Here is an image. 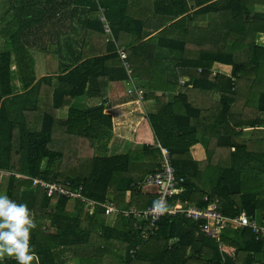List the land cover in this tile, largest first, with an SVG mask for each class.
<instances>
[{
    "label": "trees",
    "instance_id": "trees-1",
    "mask_svg": "<svg viewBox=\"0 0 264 264\" xmlns=\"http://www.w3.org/2000/svg\"><path fill=\"white\" fill-rule=\"evenodd\" d=\"M89 1L96 15L82 23L88 33L68 41L67 36H57V48L35 52L29 36L26 45L18 33L3 39L0 32V173L13 171L7 195L26 204L35 223L30 230L31 264H64L70 257L81 264H102L110 242L121 251L119 264H264V235L257 240L249 228H228L217 240L202 231L201 223L183 215H166L151 229L149 218L131 212L133 207L146 210L158 199L157 192L145 194L135 185L162 167V149L172 155L177 178L183 179L171 191L169 204L206 206L218 199L225 215L246 211L251 219L258 209L264 210V193L248 189L242 178L238 155L249 149L237 130L256 126L261 121L257 112H264V13L243 0L208 5L211 0H197L196 5L203 6L198 15H217L207 26H199L195 17L179 18L188 11L186 0ZM101 7L112 35L100 20ZM45 10L39 8V15L45 16ZM148 30L159 32L150 36ZM37 37L45 44L42 40L50 35ZM162 48L182 52L178 75L186 80L183 86L167 79L168 68L159 56ZM219 65L230 66L231 75L221 73ZM40 74L45 76L38 78ZM129 78L148 81L158 112L147 115L138 127L135 141L143 142L141 150L101 156L97 147L103 129L114 130L105 106L71 108L65 119L57 112L85 93L107 96L111 81ZM160 90L163 94L156 95ZM174 90L180 94L169 103L164 92ZM216 94L220 102L214 101ZM134 99L137 95L111 105ZM217 106L221 115L213 119ZM232 106L236 113L227 118ZM240 110L249 113H237ZM202 140L206 159L200 161L192 149ZM213 155L220 161L212 162ZM257 160L250 165L264 171V154ZM34 178L81 187L85 198L113 201L121 212L107 215L101 206L86 210L87 199L48 196L41 185H34ZM205 195L209 201H204Z\"/></svg>",
    "mask_w": 264,
    "mask_h": 264
},
{
    "label": "crops",
    "instance_id": "crops-1",
    "mask_svg": "<svg viewBox=\"0 0 264 264\" xmlns=\"http://www.w3.org/2000/svg\"><path fill=\"white\" fill-rule=\"evenodd\" d=\"M188 11L185 15L180 16H189L195 17V25L207 26L209 21L215 20L217 15L215 13H208L203 16L202 14H197V11L202 8V5H196L197 0H186ZM208 1L205 4L208 5ZM216 1V0H215ZM245 5L248 7L252 6L255 12L264 13V0H243ZM91 2L89 0H51L49 5L43 4L41 1H32V0H0V32L3 33L5 37H8L11 33L16 32L20 36V40L28 45L29 36V45L32 50L35 52L46 49L45 47L57 48L58 47V37L57 36H67L66 41L70 38L82 39L88 33L87 27L85 24H82L85 20H88L96 15L91 10ZM41 7L48 8L45 16H40L38 9ZM41 18L44 20L41 21ZM171 24V23H170ZM150 36L156 35L159 31H149ZM40 34L50 35L49 40H42L45 44L39 41ZM7 35V36H6ZM264 35V34H263ZM128 37V36H127ZM134 36L131 35L127 40L133 39ZM261 39V37H259ZM69 43V42H68ZM44 45V46H41ZM264 45V42L263 44ZM68 47V45H66ZM159 56L165 60V64L168 68V80L177 83L179 86H183L186 80H183L179 77V65L181 62L182 52L181 51H171L166 48L159 50ZM37 68V67H36ZM218 70L223 74L231 75V67H224L219 65L217 66ZM12 69H16V65H12ZM215 70L217 73L219 72ZM128 74H131V70H127ZM45 75L40 74L38 78H41ZM18 86L21 88V80H17ZM53 84H56V80H53ZM192 86V84H191ZM105 88L107 96H100L98 94H87L77 97L73 100L72 105L62 107L58 110V118L65 119L69 115L71 108L85 110L88 108H93L94 106H105V112L113 116L114 121V130L110 131L108 128L103 129V136L101 137L100 142H98L97 152L101 156H113V155H127L132 154V152H138L144 147L143 142L135 141L136 132L140 124L145 120L147 115L156 114L158 112V104L155 96L150 94V85L148 81L134 80L132 78L111 81L108 86ZM19 88V89H20ZM145 90V97L143 100H140L137 90ZM21 92V89H20ZM163 91L156 92V95H162ZM180 94L179 90L166 91L164 96L167 98L169 103L174 102L176 97ZM131 95H137V99L128 101H120L115 105H111V101H118L124 98H128ZM106 96V97H105ZM221 97L219 94H216L214 97L215 102H220ZM45 106V105H44ZM196 106V104H195ZM236 108L233 106L230 109V112L227 116L236 113ZM212 113L213 119L221 115V107L217 106L213 109ZM237 113H249L244 111H238ZM261 115V121L256 126H242L237 130L240 133L238 139L243 140L247 145L249 151H245L238 155L239 161L243 164L244 171L242 173L243 180L247 183L246 187L251 191L259 193H264V171L257 170L253 168V165H250L249 162H258L257 158L261 157L264 154V112L258 111ZM226 117H222L225 119ZM202 139V138H201ZM200 139V140H201ZM227 144L226 147H229ZM165 150V149H163ZM167 151V150H166ZM168 152V151H167ZM193 155L198 160H205V146L203 140L200 143L196 144L192 149ZM169 153V152H168ZM253 154L254 156L252 157ZM259 154V155H258ZM172 156V155H171ZM212 162H219L220 158L216 156L211 157ZM227 164L230 160L227 154ZM173 162V161H172ZM264 170V169H263ZM3 172V181L0 184V193L6 194L8 192L9 177L13 171H2ZM16 173V172H15ZM19 174V173H17ZM23 179V177H22ZM157 188H147L142 193H156ZM132 192H127V200L130 199ZM218 200V199H217ZM219 201V200H218ZM74 204L71 202L68 204L67 210L71 213L73 212ZM136 207H133V209ZM86 210L87 207L85 208ZM246 212V211H245ZM116 216V215H115ZM255 218L258 220L264 221V210L258 209ZM115 219L110 220V225L115 224ZM250 229V228H249ZM228 230V229H227ZM225 230L223 234L227 231ZM211 237V236H210ZM262 238V236H261ZM217 240L219 238H215ZM220 247H223V241L220 240ZM110 249L107 248V253L102 260V264H119L120 250L117 249L111 242L109 244ZM135 250H132L133 253ZM264 253V251H263ZM262 256L264 258V254ZM6 256V255H5ZM0 257V260L5 259H15L13 256L9 257ZM69 255L68 257H70ZM64 264H81L80 259H71Z\"/></svg>",
    "mask_w": 264,
    "mask_h": 264
},
{
    "label": "built area",
    "instance_id": "built-area-1",
    "mask_svg": "<svg viewBox=\"0 0 264 264\" xmlns=\"http://www.w3.org/2000/svg\"><path fill=\"white\" fill-rule=\"evenodd\" d=\"M106 9L101 7L100 10V20L104 24L105 32L109 34L112 33L111 24L105 15ZM121 58L123 60L127 59V53L124 50L120 51ZM126 67L129 70V65L127 63ZM137 94L140 100L145 97V90H137ZM163 164L162 167L156 170L154 173L147 175L143 180L136 183V189L144 191L147 188H157L158 199L157 201L149 206L146 210L138 211L137 209H132V213H137L140 216L149 218L150 228L153 229L155 223L162 217L166 215L177 216L183 215L192 221L201 223L202 231L207 235L214 238H219L221 234L228 228L241 229L250 228L257 240L264 235V221L258 220L257 218L251 219L250 216L245 212L234 216L225 215L218 206L219 201H211L206 206H201L196 203L189 202H176L174 204H169V197L171 191L176 188L179 181L176 170L172 162V156L166 150H163ZM3 181V173H0V184ZM34 185H41V187L46 191L48 196L60 195L67 197L69 199L83 198L84 197L82 188H71V184L63 185L59 182H49L40 178H34ZM207 195L204 196V201H209ZM97 206L104 208L107 215L115 214L121 212L118 206L113 201L106 203H101L96 200L87 199V209L93 211Z\"/></svg>",
    "mask_w": 264,
    "mask_h": 264
},
{
    "label": "clouds",
    "instance_id": "clouds-1",
    "mask_svg": "<svg viewBox=\"0 0 264 264\" xmlns=\"http://www.w3.org/2000/svg\"><path fill=\"white\" fill-rule=\"evenodd\" d=\"M35 227L26 204L0 193V257L13 256L17 264H31L30 230Z\"/></svg>",
    "mask_w": 264,
    "mask_h": 264
},
{
    "label": "rangeland",
    "instance_id": "rangeland-1",
    "mask_svg": "<svg viewBox=\"0 0 264 264\" xmlns=\"http://www.w3.org/2000/svg\"><path fill=\"white\" fill-rule=\"evenodd\" d=\"M5 257H9V256L6 255Z\"/></svg>",
    "mask_w": 264,
    "mask_h": 264
}]
</instances>
